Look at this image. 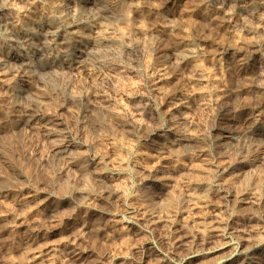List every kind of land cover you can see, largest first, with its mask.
<instances>
[{
  "label": "rangeland",
  "instance_id": "374dc122",
  "mask_svg": "<svg viewBox=\"0 0 264 264\" xmlns=\"http://www.w3.org/2000/svg\"><path fill=\"white\" fill-rule=\"evenodd\" d=\"M7 1L68 26L0 68V264H264V0Z\"/></svg>",
  "mask_w": 264,
  "mask_h": 264
},
{
  "label": "bare ground",
  "instance_id": "6f19581e",
  "mask_svg": "<svg viewBox=\"0 0 264 264\" xmlns=\"http://www.w3.org/2000/svg\"><path fill=\"white\" fill-rule=\"evenodd\" d=\"M66 4L71 6V5H76V2H75V0H58L57 5H56L57 10H60L61 7L63 5L65 6ZM92 4L99 11L102 10L104 13H106L110 16H114L115 14H117V12H120V11H118L119 8L117 9V7H119V6L113 7V6L108 5L107 0H92ZM16 7H18V5ZM13 9H14L13 3H11L10 1H7V0H0V28L5 27L4 34H0V40L1 39L5 40L6 43L8 44V46L13 50L12 52L10 51L6 54V59L4 61H0V68L5 67V66L8 67L9 63H13V64L22 63V65H26V68L32 69V68H34L35 64L30 58L34 55H31V52L27 51L25 48V45H24L27 37L34 32L36 33V31H44L48 34L54 35L57 32H60V30L62 28L68 26V24H67L66 20L64 18H62L61 16H58V18H56V20L52 19V18H46L43 21L37 20L38 22H36L35 20L26 19V17L24 16V12L23 13L20 12L19 18L17 17L18 21H16V22H19V24L20 23H22V24H20L21 26L19 25L20 27L18 26L19 27L18 28V27H15L14 23H16V22H14V20H11L10 18H8V15H9L8 12L13 10ZM20 11H21V9H20ZM16 13H18V12H16ZM22 16H24L25 19H23ZM47 17H49V15ZM26 20H28V21H26ZM16 24H18V23H16ZM22 27H24V29L26 28L25 31H22L23 30ZM93 30H94V34H95L94 38L87 39L85 37H79V40H77L75 42V48L78 49V51L82 55V58L89 59L91 57H94V55H96V54L105 53V52L109 53L111 50L117 51V52H122L125 50V48H126L125 42H127L126 40L123 39V41H122L121 39H115V38L109 37V33L107 32V30L103 29L100 26L93 27ZM140 33L142 35L146 34V32L144 30H140ZM128 44H129V46H132L138 50H143V48H144V45L136 39L135 40L129 39ZM190 63L192 64L194 62H191V60H190L189 64ZM196 65H198V64L197 63L193 64L194 67H196ZM70 67H71V62L60 61L57 58H52L46 64L40 65V69L42 71H45V70L55 71V70H59V69H69ZM14 94H15L14 99H15L16 103L19 104V102L23 98L24 94L20 90H16V92ZM26 121H27V118H26V120L24 119V122H26ZM257 132L258 133L256 135H262V134H259L260 133L259 130ZM261 133H262V131H261ZM249 135H251V134H249ZM66 152H67L66 148L65 149H59L56 152V154L61 155V154H65ZM251 263L249 262V264H251Z\"/></svg>",
  "mask_w": 264,
  "mask_h": 264
}]
</instances>
